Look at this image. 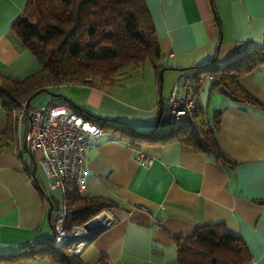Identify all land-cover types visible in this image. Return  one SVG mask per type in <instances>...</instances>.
I'll use <instances>...</instances> for the list:
<instances>
[{"label": "crops", "instance_id": "1", "mask_svg": "<svg viewBox=\"0 0 264 264\" xmlns=\"http://www.w3.org/2000/svg\"><path fill=\"white\" fill-rule=\"evenodd\" d=\"M25 1L0 0V75L16 80L40 69L34 55L10 35ZM144 2L166 67L162 80L151 64L126 67L102 86L61 85L57 92L67 87L54 103L140 133H157L165 126L166 98L185 74L183 69L213 59L225 65L238 58L239 44L246 43L248 52L264 44V0ZM203 75L197 84L199 118L236 165L229 168L180 142L130 144L118 133L96 138L87 151L82 195L113 201L115 206L107 210L114 221L78 255L83 263L96 264L104 257L110 264H176L174 238L189 236L200 225L223 222L245 243L250 264H264V109L230 101L212 90ZM239 83L264 105V66L241 75ZM26 124L16 120L5 141L1 134L7 121L0 108V254L51 238L50 219L63 201L61 189L48 187L39 151L26 147ZM138 155L151 157V164L140 165ZM44 193L57 205L50 217ZM0 264L56 263L22 258Z\"/></svg>", "mask_w": 264, "mask_h": 264}, {"label": "trees", "instance_id": "2", "mask_svg": "<svg viewBox=\"0 0 264 264\" xmlns=\"http://www.w3.org/2000/svg\"><path fill=\"white\" fill-rule=\"evenodd\" d=\"M10 35L20 47L28 49L40 64V69L21 80L0 75V108L7 126L1 137L11 138L20 109V101L31 100L39 93L64 84L88 83L102 86L111 82L123 68L151 64L156 72L165 67L150 14L144 0H26L20 15L10 26ZM238 50V58L219 65L215 59L183 71L197 70L212 76L210 88L224 94L230 101L264 109L258 99L239 83L241 75L264 66V44L248 52ZM199 76L197 84L200 81ZM51 96L49 103L61 100ZM83 117L116 133L130 144L137 141L166 144L180 142L195 151L233 168L236 162L217 145L213 131L202 123L201 133L185 126L163 133H140L131 126L109 119L81 113ZM216 111L215 123H218ZM37 187H39L38 183ZM41 188V187H40ZM42 190V189H41ZM57 208L52 197L43 195ZM67 209L65 226L82 223L99 211L115 206L108 198L84 196L68 182L63 193ZM50 209V206L49 208ZM51 221L54 218L51 217ZM176 264H250L251 255L243 240L228 232L223 222L200 225L189 236L174 238ZM36 245L42 248L34 249ZM46 258L56 264H85L78 255L63 247H54L51 238L23 246L18 251L0 254V260ZM96 264H110L100 257Z\"/></svg>", "mask_w": 264, "mask_h": 264}, {"label": "built area", "instance_id": "3", "mask_svg": "<svg viewBox=\"0 0 264 264\" xmlns=\"http://www.w3.org/2000/svg\"><path fill=\"white\" fill-rule=\"evenodd\" d=\"M244 44L237 46L243 51ZM197 70L185 73L176 81L166 98V118L163 133L175 131L185 126L200 134L202 122L199 118L197 98ZM210 82L212 76L205 73ZM17 112L19 122L26 121L25 142L30 152L39 151V162L48 179L50 189H61L64 193L67 183L71 182L76 190L86 191L88 174L87 151L93 140L106 136L112 137L110 130L73 111L66 103H48L28 106L20 101ZM30 115V117H29ZM140 165H150L152 158L138 155ZM67 209L63 201L58 205L53 222L51 244L63 247L68 252L79 255L95 237L97 230L108 228L114 221L107 209H103L82 223L65 226ZM36 245L34 249L42 248Z\"/></svg>", "mask_w": 264, "mask_h": 264}, {"label": "rangeland", "instance_id": "4", "mask_svg": "<svg viewBox=\"0 0 264 264\" xmlns=\"http://www.w3.org/2000/svg\"><path fill=\"white\" fill-rule=\"evenodd\" d=\"M66 87L67 86L60 87L59 90H58L59 91L58 93L64 94V91H65ZM50 99H51V95L49 93L42 92V93H39V94H37L36 96H34L32 98L31 105L39 106V105H43V104H48Z\"/></svg>", "mask_w": 264, "mask_h": 264}, {"label": "water", "instance_id": "5", "mask_svg": "<svg viewBox=\"0 0 264 264\" xmlns=\"http://www.w3.org/2000/svg\"><path fill=\"white\" fill-rule=\"evenodd\" d=\"M166 67H163V68H161L160 69V72H159V78H160V81L162 80V73H163V70L165 69ZM186 69H188V68H185V69H183V70H186ZM47 93H49L51 96H54V97H60V96H62V94H60V93H54V92H51V91H47ZM27 103H28V101H27ZM162 111H163V106H161V108H160V111H159V113H158V119H160V116H161V114H162ZM29 117H30V115H29ZM32 174H33V176H34V168L32 169ZM34 179H35V177H34ZM36 180V179H35ZM50 204V209H49V212H48V216L50 217V215H51V211H52V204H51V202L49 203ZM104 229H101V230H97L96 231V233H95V236L96 235H98L101 231H103Z\"/></svg>", "mask_w": 264, "mask_h": 264}]
</instances>
